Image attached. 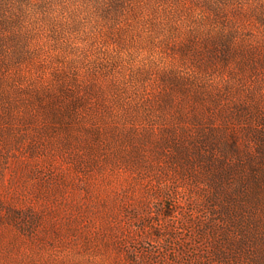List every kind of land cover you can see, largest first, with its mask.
<instances>
[{
    "label": "rangeland",
    "instance_id": "374dc122",
    "mask_svg": "<svg viewBox=\"0 0 264 264\" xmlns=\"http://www.w3.org/2000/svg\"><path fill=\"white\" fill-rule=\"evenodd\" d=\"M0 264H264V0H0Z\"/></svg>",
    "mask_w": 264,
    "mask_h": 264
}]
</instances>
